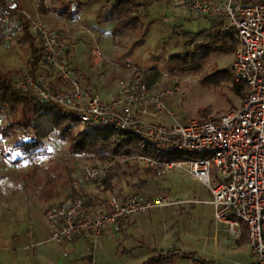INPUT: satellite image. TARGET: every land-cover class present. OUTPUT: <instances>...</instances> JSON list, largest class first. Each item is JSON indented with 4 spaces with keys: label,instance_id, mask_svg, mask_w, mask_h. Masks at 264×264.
<instances>
[{
    "label": "rangeland",
    "instance_id": "rangeland-1",
    "mask_svg": "<svg viewBox=\"0 0 264 264\" xmlns=\"http://www.w3.org/2000/svg\"><path fill=\"white\" fill-rule=\"evenodd\" d=\"M10 1L28 14L39 15L42 22L61 35L66 45L73 46L65 55L67 66L92 92L96 83V93L102 100L114 94L119 80L134 75L122 66L128 62L132 71H157L160 76L154 82L156 88L172 89V96L165 99V106L173 115L167 123L184 125L191 120L218 119L242 103L243 99L237 98L229 85L213 87L200 82L205 75L217 70L231 72L232 54H212L198 73L180 74L170 67L168 58L189 48L181 34L208 29L211 21L192 12L168 10L167 0H142V27L137 32L117 34L112 31L113 21L106 5L107 1L114 0H46L48 10L68 9L72 19L66 24L59 22L55 14V17L42 15L39 0ZM19 34L15 28L12 41L0 44V73L15 83L29 69V51L26 44L17 42ZM93 40L104 54L119 64L118 67L102 64L94 69L90 65L88 53ZM39 70L53 85L61 87L46 65H41ZM22 117L21 110L15 113L4 110L0 124L7 126ZM76 132L77 126L74 127ZM27 140V134L18 129L8 139L0 141V229L4 234L14 235L13 238L8 236V243L0 247V264H82L88 244L81 240L65 245L46 242L45 236V230L50 227L46 213L68 202L72 189L77 196L97 199L96 205L90 207L93 212L103 210L110 196L119 199L134 194L147 198L167 196L170 202H179L134 215L127 228L133 232L132 238L123 235L124 231L112 237H100L93 264H132L131 251L139 252L141 245L177 252L170 264H250L253 261L246 241L237 242L222 226L215 224L206 187L184 172L173 170L159 176L143 168H123L112 180V189L105 190L101 182L81 180L83 166L97 168L102 165L99 160L71 154L65 141L51 135L33 153L40 158L39 163L34 164L19 149ZM172 155L179 158L181 153ZM137 179L146 181L139 191L134 188ZM38 202L46 203L42 206L44 211ZM89 243H93L91 238ZM30 244L33 248L26 249ZM87 263L90 264V259Z\"/></svg>",
    "mask_w": 264,
    "mask_h": 264
},
{
    "label": "built area",
    "instance_id": "built-area-1",
    "mask_svg": "<svg viewBox=\"0 0 264 264\" xmlns=\"http://www.w3.org/2000/svg\"><path fill=\"white\" fill-rule=\"evenodd\" d=\"M167 3L168 10H185L219 20L226 31L233 33L231 73L236 83L246 86L240 107L218 119L191 120L184 125L167 123L173 115L167 110L165 99L172 96V89L156 88V83L148 86L141 71H132L125 61L123 68L134 75L119 80L116 93L102 100L67 66L65 55L73 46L66 45L61 35L38 15L22 10L0 12V41H12L22 17L36 36L44 62L61 87L53 85L42 73L23 75L16 87L30 97L71 113L79 132L102 128L124 132L143 141L154 152L155 157L112 155L97 168L85 165L81 171L83 182L100 183L110 172L120 173L123 168L148 169L159 176L180 170L209 191L215 224L236 241L243 234L246 236L254 258L250 264H264V1L244 4L235 0H167ZM88 58L94 68L102 64L119 66L94 40ZM3 114L0 106V117ZM173 152L181 153L180 157H174ZM26 157L34 164L39 163L38 155ZM177 203L170 202L167 196L146 198L134 194L124 200L110 196L103 210L93 212L84 197L76 196L46 213L53 227L46 242L62 244L88 235L93 241L89 252L93 260L104 230L127 222L134 215ZM32 248L33 244L26 247Z\"/></svg>",
    "mask_w": 264,
    "mask_h": 264
},
{
    "label": "trees",
    "instance_id": "trees-1",
    "mask_svg": "<svg viewBox=\"0 0 264 264\" xmlns=\"http://www.w3.org/2000/svg\"><path fill=\"white\" fill-rule=\"evenodd\" d=\"M46 0H39V9L42 13L48 11L45 8ZM262 0H243L244 4L257 3ZM110 17L113 21L112 31L117 34L121 31L137 32L142 27L141 9L142 0H114L107 1ZM20 11L17 5L9 0H0V12L16 13ZM53 13L60 19L70 21L72 14L67 8H53ZM223 24L212 23L210 28L203 29L196 33L183 32L181 35L188 43V49L184 53L172 54L168 58L170 67L180 73H198L202 70L203 64L212 55H231L235 48V39L228 40V36H221ZM20 32L17 42L26 44L29 51L28 73L35 75L41 65H46L43 59L42 49L36 36L30 31L28 23L19 17L16 25ZM0 44L2 42L0 41ZM205 46H208L205 47ZM143 79L148 86L154 84L159 79L157 71L142 73ZM200 82L206 86L220 87L229 85L232 93L243 99L246 95V86L236 83L233 75L228 70H217L205 75ZM0 106L6 113L22 111L23 117L19 122L11 123L7 126L0 124V141L8 139L18 129L27 134L28 140L20 146L23 155L33 158V153L37 151L51 135H58L61 140L69 146V151L73 155L88 156L105 163L112 155L141 154L155 157L154 152L147 144L140 143L136 137L110 129L102 128L91 131L74 133L77 121L74 116L61 108L39 101L30 97L16 87V83L11 79L2 76L0 73ZM148 170V169H146ZM151 171V170H148ZM154 172V171H152ZM116 173L110 172L102 180L101 185L105 190L112 189V180ZM146 185L145 180L137 179L134 184L136 190H141ZM78 193L71 190L68 201L75 198ZM86 205L91 209L92 197L85 195ZM147 198V197H146ZM246 241V236H241L240 241ZM177 255L175 251L165 254H158L146 260L142 264H170Z\"/></svg>",
    "mask_w": 264,
    "mask_h": 264
},
{
    "label": "crops",
    "instance_id": "crops-1",
    "mask_svg": "<svg viewBox=\"0 0 264 264\" xmlns=\"http://www.w3.org/2000/svg\"><path fill=\"white\" fill-rule=\"evenodd\" d=\"M10 1V0H9ZM236 2H239V3H243V0H235ZM262 1H264V0H262ZM12 2V1H11ZM13 3V5H16L14 2H12ZM45 8H47V4H46V1H45ZM21 10V9H20ZM47 10H48V8H47ZM23 11V10H22ZM183 12H187V13H189V11H185V10H182ZM182 11H180V12H182ZM40 12H41V14L42 15H44V16H46L47 14L48 15H51V16H53V17H55V15H54V13H53V11L52 10H48V11H44V12H46V13H42V11L40 10ZM39 16V15H38ZM59 22H61L62 24L64 23V24H66V22H67V20H64V19H60V18H57V17H55ZM210 20V19H209ZM211 21V25H212V23H216V24H220V23H222L221 21H219V20H210ZM223 24V26H222V28H221V36L222 37H225V36H228V40L231 42L232 41V39H233V37H234V35L231 33V32H229V31H226L225 30V27H224V23H222ZM17 28V27H16ZM235 39V38H234ZM232 55H233V53H232ZM94 69H96V68H94ZM37 73H41V70H39V69H37ZM75 74V73H74ZM76 76H77V74H75ZM78 77V76H77ZM54 78V77H53ZM79 78V77H78ZM48 79L51 81V79L48 77ZM80 80H82V79H80ZM82 83H83V81H81ZM94 88H95V92H97L96 90V88H97V86H96V83H94ZM116 91H117V88H115V91H114V94L116 93ZM113 94V95H114ZM125 199V198H124ZM124 199H122V200H124ZM38 203H40V205H41V210H43L42 209V206H44L45 204H44V202H38ZM96 203H97V199L96 198H94V197H92V202H91V205H96ZM44 211V210H43ZM44 216V215H43ZM133 217V216H132ZM132 217H130L129 218V220L127 221V222H124V223H119V224H117L116 226H114V227H112V228H109V229H106V230H104L103 232H102V234H101V236L100 237H103V236H113V235H115V234H118V233H121V232H123L124 231V233H123V235L124 234H127L128 235V237L130 238H132V234H133V232L132 231H128L127 230V228H129V225H130V223H131V220H132ZM45 218H46V215H45ZM52 230H53V227L50 225V227L48 228V229H46L45 230V236H46V238L49 236V234L52 232ZM132 233V234H131ZM8 236H9V238H13L14 237V235H12V234H4V232H3V229H0V247L1 246H3V244L4 243H8ZM140 236V235H139ZM89 238H90V236H88V235H82V236H80V237H78V238H76V239H74V240H72V241H70V242H66V244H74L75 242H77V241H84L86 244H88L87 246H88V248H87V256L86 257H84L83 258V260H82V264H89V263H87V261H88V259H90V264H93V261L95 260V257H94V259L92 260L88 255H89V252H90V249L92 248V245L89 243ZM127 240V238H125L124 239V242ZM62 244H64L65 245V243H62ZM98 245H99V242H98ZM98 245L96 246V248L98 247ZM95 248V249H96ZM138 249H140V251L139 252H137V251H131V254H132V256H133V258H132V264H142V263H144L146 260H148L149 258H151V257H153V256H156V255H158V254H165V253H167V252H165L163 249H161V248H158V247H152V248H149V247H147V248H145L144 246H138Z\"/></svg>",
    "mask_w": 264,
    "mask_h": 264
}]
</instances>
